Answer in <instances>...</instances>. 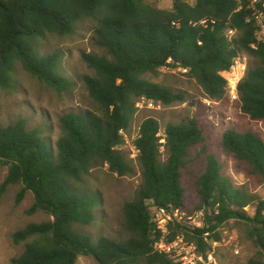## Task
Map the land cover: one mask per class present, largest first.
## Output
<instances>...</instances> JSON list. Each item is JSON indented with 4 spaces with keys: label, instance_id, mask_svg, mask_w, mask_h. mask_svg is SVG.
Returning a JSON list of instances; mask_svg holds the SVG:
<instances>
[{
    "label": "trees",
    "instance_id": "16d2710c",
    "mask_svg": "<svg viewBox=\"0 0 264 264\" xmlns=\"http://www.w3.org/2000/svg\"><path fill=\"white\" fill-rule=\"evenodd\" d=\"M149 1L0 0L1 89L12 88L19 66L57 93L70 91L73 83L61 72V54H42L39 44L48 36L72 35L81 23L93 22L91 42L99 52L82 56L92 72L83 76L82 84L96 111L61 115V135L54 145L42 129H27L23 119L0 125V167L7 169L0 193L21 186L18 201L27 192L33 197L27 213L49 218L12 235L15 245H23L13 264H76L82 256L97 264H180L155 251L162 236L166 243L182 236L206 259L212 244L221 241L220 229L231 220L247 227V238L256 249L248 264H264V200L234 187L223 174L222 164L207 148L209 130L195 117L167 124L163 138L156 119L141 122L133 146L142 183L123 206L126 240L94 241L77 231L95 221L100 205L99 195L82 185L91 172L106 166L120 177L132 173L121 147L136 104L146 100L171 106L185 101L182 94L147 76L163 68L186 70L205 99L216 102L225 98L226 81L220 73L245 54L251 65L237 87L240 111L264 122V42L257 40L247 0H173L168 10ZM229 31L234 35L227 36ZM197 148L204 170L193 181L197 205L190 209L182 176ZM221 150L264 184V141L258 135L227 130ZM156 209L172 218L164 235L153 222ZM195 213H201V227L186 221Z\"/></svg>",
    "mask_w": 264,
    "mask_h": 264
},
{
    "label": "rangeland",
    "instance_id": "374dc122",
    "mask_svg": "<svg viewBox=\"0 0 264 264\" xmlns=\"http://www.w3.org/2000/svg\"><path fill=\"white\" fill-rule=\"evenodd\" d=\"M193 2V0H186ZM158 9L168 10L173 0H150ZM93 22L81 23L74 34L69 36H48L39 44L40 53L58 52L61 54V72L73 83L70 91L57 93L25 73L19 66L13 76L12 88L5 91L0 88V125L7 126L17 119L26 122L27 129H42L44 136L52 145L60 137L58 118L67 113L96 111V105L88 96L82 84V78L92 72L82 59L83 55L99 53L92 46ZM251 65L249 60L248 66ZM152 82L164 86L184 96L185 101L171 106L154 104L141 100L136 104V114L127 133L124 134L122 153L132 167V173L120 177L106 166L94 169L83 182V186L96 192L100 205L95 212V221L89 226H79L77 231L97 241L110 238L124 241L129 235L124 230L123 206L132 201L135 192L142 183L141 169L136 162L133 149L141 122L154 118L160 124L159 135L169 123H180L195 117L207 127V148L222 164L223 174L234 187L256 195L264 200V184L249 176L247 167L232 157L223 154L221 137L227 130L238 133L250 132L264 141V122L252 121L241 113L238 101L225 97L213 102L205 99L196 81L186 75L182 69L163 68L156 75L147 76ZM161 139V143H163ZM161 161L165 160L161 149ZM204 170V160L200 149L190 153V161L183 170L182 186L185 190L186 205L194 209L197 199L193 191V181ZM7 173L6 167H0V185ZM21 186H11L0 193V264H13L23 252V245H15L12 235L32 223L48 220L43 213L29 215L33 204L30 192L18 201ZM252 208H248L252 214ZM185 217V215L181 214ZM187 216V215H186ZM190 226L201 224V213L187 217ZM220 242L211 246V264H248L256 253L252 242L247 238V227L240 222L228 221L220 229ZM76 264H97L90 257H79Z\"/></svg>",
    "mask_w": 264,
    "mask_h": 264
},
{
    "label": "built area",
    "instance_id": "2783aa9c",
    "mask_svg": "<svg viewBox=\"0 0 264 264\" xmlns=\"http://www.w3.org/2000/svg\"><path fill=\"white\" fill-rule=\"evenodd\" d=\"M239 3L242 0H237ZM248 7L252 10V17L257 24L256 37L259 42H264V0H247ZM234 35L233 31H229L227 36ZM249 58L245 54H241L233 61L229 70L220 73L221 77L226 81L225 97L231 101H238L237 87L244 79L248 69ZM186 73V70H182ZM135 151V148L133 146ZM136 153V151H135ZM137 155V153H136ZM172 218L169 213L163 209H156L153 213V222L157 225V228L164 235L166 233V225L171 222ZM194 226L201 227V224ZM155 251L158 253H166L171 256L173 260L180 264H211V253L206 254V259L198 253L197 247L194 243L187 242L182 236H177L171 243H166L164 236L161 240L155 244Z\"/></svg>",
    "mask_w": 264,
    "mask_h": 264
}]
</instances>
